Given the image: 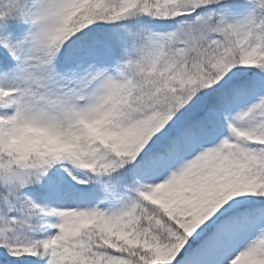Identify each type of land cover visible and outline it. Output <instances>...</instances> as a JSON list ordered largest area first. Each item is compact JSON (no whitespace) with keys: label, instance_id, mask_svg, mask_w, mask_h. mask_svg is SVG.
Returning <instances> with one entry per match:
<instances>
[{"label":"snow or ice","instance_id":"snow-or-ice-1","mask_svg":"<svg viewBox=\"0 0 264 264\" xmlns=\"http://www.w3.org/2000/svg\"><path fill=\"white\" fill-rule=\"evenodd\" d=\"M0 264H264V0H0Z\"/></svg>","mask_w":264,"mask_h":264}]
</instances>
